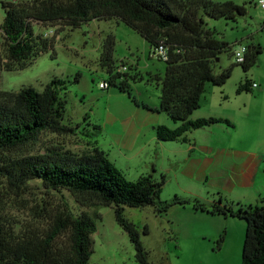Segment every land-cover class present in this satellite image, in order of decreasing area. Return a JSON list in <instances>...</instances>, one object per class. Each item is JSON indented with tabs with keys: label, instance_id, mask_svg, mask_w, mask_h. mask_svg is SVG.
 I'll return each instance as SVG.
<instances>
[{
	"label": "rangeland",
	"instance_id": "rangeland-1",
	"mask_svg": "<svg viewBox=\"0 0 264 264\" xmlns=\"http://www.w3.org/2000/svg\"><path fill=\"white\" fill-rule=\"evenodd\" d=\"M0 1L23 3L30 0ZM210 1H230L245 8V15L236 17L234 21L202 16L204 29L213 31L215 38L229 46V50L218 55L213 73L217 74L234 64L232 53L246 43L258 45L261 53L247 72H243L239 65L233 66L222 86L206 83L200 102L203 99L210 101L212 111L226 115L230 121L246 117L253 122L244 128L237 126V129L234 124L235 130L230 123L229 136L233 139L242 140L243 145L264 142V10L258 7L257 0ZM2 19L3 10L0 7V24ZM106 23L92 20L71 28L66 27L63 21L52 24L29 22L33 35L39 40L50 42L51 48L25 62L22 70L6 59V47L0 31V101L4 93H15L22 87H31L39 92L50 79H59L65 86L63 93H60L66 101L62 122L79 126L73 135L43 132L34 143L0 151V166L4 161L36 156L47 151L79 155L90 150V140H93L127 181H135L140 176H150L156 182L162 179L158 200L167 203L173 198L172 183L164 185L166 177L152 174L150 164L147 167L143 159L129 155L124 160L125 157L114 147L115 139L111 130L113 121H121L123 128L132 126V111L127 109L126 104L133 108L135 105L126 92L116 87H98L99 83H106L107 80L104 69L98 65V59L101 41L108 33L114 38L112 57L115 71L128 78L126 89L137 103L158 104L159 90L152 78L163 74L164 62L148 53L147 43L130 27L115 18ZM244 80H248L249 84L254 83L256 88L236 94V88ZM203 110L205 105L202 103L195 112ZM84 116L87 117L86 121L83 120ZM162 118H165L169 127L178 125L167 121L165 116ZM84 133L90 138H86ZM237 205L230 204V208L236 210ZM63 211H69L73 216L85 213L95 225L88 264H135L133 247L116 225L111 208L79 207L69 193L47 189L39 180H29L14 188L0 173V235L8 244L39 241L47 234L53 217ZM122 215L136 229L149 264L240 263L245 226L242 219L193 213L189 207L177 205L170 206L166 213L159 216L149 206L139 209L124 207ZM144 226L147 234L142 233ZM192 228L196 231L194 241L184 237L187 229ZM220 236L221 242L218 241ZM56 245L65 249L66 235L59 236Z\"/></svg>",
	"mask_w": 264,
	"mask_h": 264
},
{
	"label": "trees",
	"instance_id": "trees-1",
	"mask_svg": "<svg viewBox=\"0 0 264 264\" xmlns=\"http://www.w3.org/2000/svg\"><path fill=\"white\" fill-rule=\"evenodd\" d=\"M0 7L6 59L19 70L24 68L25 62L51 48L50 42L33 35L31 21L40 24L63 21L66 27L75 28L92 20L115 18L135 31L147 43L149 53L164 62L163 74L152 78L159 90L157 111L178 125L173 129L163 125L154 127L156 139L162 142L183 140L184 133L217 123L230 126L227 120L212 117L191 120L189 116L199 108L206 83L222 86L233 66L239 65L247 72L261 53L258 45L246 43L242 63L230 64L219 73H213L218 55L229 50V46L215 38L213 31L204 29L202 16L225 21L244 16L245 8L230 1L30 0L0 1ZM160 45L164 49L163 59L155 54ZM113 48L114 38L108 33L100 44L98 65L107 75V86L126 92L133 100L126 89V76L115 71ZM249 89V81L244 80L235 92ZM64 90V82L52 78L39 92L22 87L15 93H4L0 101V151L34 143L43 132L73 135L78 124L71 126L62 122L66 101L60 93ZM84 136L90 138L86 133ZM0 173L14 188L29 180H39L47 189L69 193L79 207L111 208L116 225L133 247L135 264L149 263L136 229L122 215L123 208L149 206L159 216L172 205H191L193 211L242 219L245 226L239 264H264V204H238L236 210H232L230 205L220 202L205 207L195 199L177 196L161 203L158 196L162 179L155 182L150 176H140L135 181H127L93 144L88 152L79 155L47 151L4 161ZM94 232L95 225L87 214L73 216L69 211L60 212L53 217L45 237L37 242L28 240L10 245L0 235V264H88ZM142 233L147 234L145 226ZM61 235H66L65 249L56 245ZM222 236L218 241L221 242Z\"/></svg>",
	"mask_w": 264,
	"mask_h": 264
},
{
	"label": "crops",
	"instance_id": "crops-1",
	"mask_svg": "<svg viewBox=\"0 0 264 264\" xmlns=\"http://www.w3.org/2000/svg\"><path fill=\"white\" fill-rule=\"evenodd\" d=\"M95 22L107 24L106 21ZM130 100L135 108L128 104L126 107L132 111L133 125L123 128L121 121H113L111 129L115 150L125 157L124 160L128 159L126 155L143 159L147 167L150 164L152 174L166 177L164 185L172 183L173 196L195 199L205 207L216 202L225 205L264 204L263 141L243 145L242 140L229 136L231 126L225 123L188 131L183 134V140L158 141L154 134L155 126L163 125L170 129L176 126L167 125L165 118H162L165 115L157 111L158 104L146 105L143 102L137 103L134 98ZM200 103L198 109L203 103L205 110L193 111L189 116L191 120L209 117L227 120L233 124L234 130L235 125L237 129V126L244 128L253 124L246 117L234 122L222 113H214L213 105L206 99ZM116 137L119 139L116 140ZM90 141L97 147L95 141ZM184 207H189L193 213H201L193 211L191 205ZM195 232L194 228L187 229L184 237L194 241Z\"/></svg>",
	"mask_w": 264,
	"mask_h": 264
},
{
	"label": "built area",
	"instance_id": "built-area-1",
	"mask_svg": "<svg viewBox=\"0 0 264 264\" xmlns=\"http://www.w3.org/2000/svg\"><path fill=\"white\" fill-rule=\"evenodd\" d=\"M257 5L260 9L264 10V0H257ZM245 51H246L245 46H240L237 51L232 53L234 62L236 64H240L243 62V55H244ZM155 54H156V57H160L162 59L165 57L164 49L161 45L158 46ZM98 87L101 89H106L107 84L105 82H102V83L98 84ZM250 88H256V85L254 83H251Z\"/></svg>",
	"mask_w": 264,
	"mask_h": 264
},
{
	"label": "water",
	"instance_id": "water-1",
	"mask_svg": "<svg viewBox=\"0 0 264 264\" xmlns=\"http://www.w3.org/2000/svg\"><path fill=\"white\" fill-rule=\"evenodd\" d=\"M216 61H217V59H216Z\"/></svg>",
	"mask_w": 264,
	"mask_h": 264
}]
</instances>
